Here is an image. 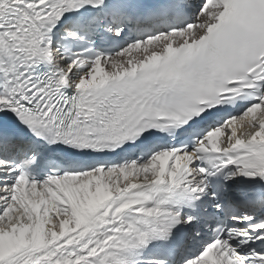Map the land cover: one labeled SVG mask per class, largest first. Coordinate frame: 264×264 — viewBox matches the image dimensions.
Listing matches in <instances>:
<instances>
[{
  "label": "snow or ice",
  "instance_id": "1",
  "mask_svg": "<svg viewBox=\"0 0 264 264\" xmlns=\"http://www.w3.org/2000/svg\"><path fill=\"white\" fill-rule=\"evenodd\" d=\"M0 264H264V0H0Z\"/></svg>",
  "mask_w": 264,
  "mask_h": 264
}]
</instances>
